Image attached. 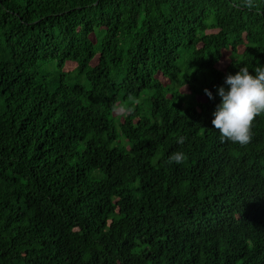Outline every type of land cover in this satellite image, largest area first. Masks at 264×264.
Segmentation results:
<instances>
[{"label": "trees", "instance_id": "obj_1", "mask_svg": "<svg viewBox=\"0 0 264 264\" xmlns=\"http://www.w3.org/2000/svg\"><path fill=\"white\" fill-rule=\"evenodd\" d=\"M260 64L264 0H0V264H264V114L204 91Z\"/></svg>", "mask_w": 264, "mask_h": 264}, {"label": "clouds", "instance_id": "obj_2", "mask_svg": "<svg viewBox=\"0 0 264 264\" xmlns=\"http://www.w3.org/2000/svg\"><path fill=\"white\" fill-rule=\"evenodd\" d=\"M240 6L252 10L255 0H240ZM216 88V93L204 89L210 99L220 97L212 114V125L218 130L222 142L248 145L252 140L254 119L264 114V64L254 66L251 71L247 65H242L235 74L229 73L224 83ZM112 111L124 114L131 108L113 103ZM177 143L183 145L185 137H178ZM184 159L185 153L177 151L171 154L169 163L181 164Z\"/></svg>", "mask_w": 264, "mask_h": 264}, {"label": "rangeland", "instance_id": "obj_3", "mask_svg": "<svg viewBox=\"0 0 264 264\" xmlns=\"http://www.w3.org/2000/svg\"><path fill=\"white\" fill-rule=\"evenodd\" d=\"M231 61V52L230 51H225L224 52V58L222 61L218 64V68L221 70H224L230 63ZM182 91L187 92L186 88L182 89ZM117 115H120L121 113H116Z\"/></svg>", "mask_w": 264, "mask_h": 264}]
</instances>
